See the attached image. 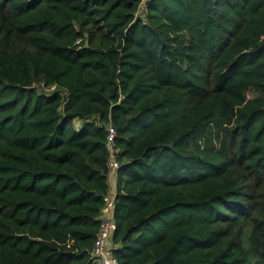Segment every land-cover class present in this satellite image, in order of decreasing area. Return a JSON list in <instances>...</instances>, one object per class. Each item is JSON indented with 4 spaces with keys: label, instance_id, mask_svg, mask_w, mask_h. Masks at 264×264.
<instances>
[{
    "label": "trees",
    "instance_id": "trees-1",
    "mask_svg": "<svg viewBox=\"0 0 264 264\" xmlns=\"http://www.w3.org/2000/svg\"><path fill=\"white\" fill-rule=\"evenodd\" d=\"M140 7L0 0V264H95L111 160L117 264H264V0Z\"/></svg>",
    "mask_w": 264,
    "mask_h": 264
},
{
    "label": "built area",
    "instance_id": "built-area-1",
    "mask_svg": "<svg viewBox=\"0 0 264 264\" xmlns=\"http://www.w3.org/2000/svg\"><path fill=\"white\" fill-rule=\"evenodd\" d=\"M149 0H141V7L138 8L136 13L134 14V19L141 18L145 20L144 13ZM117 134L115 128L112 124H108L107 126V146L110 151H114L113 143L116 139ZM119 164L117 161H110V176L111 183L114 184V179L117 174V169ZM116 188V185H115ZM114 190L116 191V189ZM115 191L109 195L104 197V206L101 211V224L99 231L96 235V239L94 242L93 250H92V259L95 264H117V259L114 254L115 244L113 243V236L117 229V224L114 219V206L116 201V193Z\"/></svg>",
    "mask_w": 264,
    "mask_h": 264
},
{
    "label": "rangeland",
    "instance_id": "rangeland-1",
    "mask_svg": "<svg viewBox=\"0 0 264 264\" xmlns=\"http://www.w3.org/2000/svg\"><path fill=\"white\" fill-rule=\"evenodd\" d=\"M173 8H174V6H173ZM148 9H149V13H150L152 18H154V19H158L159 18V11H160V5L159 4H156V3L152 2L149 5ZM114 184H116V179H114ZM244 247L247 250L248 243H247V241L245 239H244Z\"/></svg>",
    "mask_w": 264,
    "mask_h": 264
},
{
    "label": "clouds",
    "instance_id": "clouds-1",
    "mask_svg": "<svg viewBox=\"0 0 264 264\" xmlns=\"http://www.w3.org/2000/svg\"><path fill=\"white\" fill-rule=\"evenodd\" d=\"M116 184H117V174H116ZM116 184H115V185H116Z\"/></svg>",
    "mask_w": 264,
    "mask_h": 264
},
{
    "label": "crops",
    "instance_id": "crops-1",
    "mask_svg": "<svg viewBox=\"0 0 264 264\" xmlns=\"http://www.w3.org/2000/svg\"><path fill=\"white\" fill-rule=\"evenodd\" d=\"M115 179H116V177H115Z\"/></svg>",
    "mask_w": 264,
    "mask_h": 264
}]
</instances>
